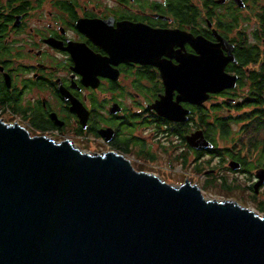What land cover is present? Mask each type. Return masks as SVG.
<instances>
[{
    "label": "flooded vegetation",
    "instance_id": "flooded-vegetation-1",
    "mask_svg": "<svg viewBox=\"0 0 264 264\" xmlns=\"http://www.w3.org/2000/svg\"><path fill=\"white\" fill-rule=\"evenodd\" d=\"M208 45L233 53L225 71L236 84L201 103L178 100L184 84L207 80V58L200 66L196 59ZM251 48L252 60L242 62L239 55ZM183 57L192 59L193 74L178 73ZM263 71L264 0H0V115L15 114L32 130L80 148L114 151L139 171L160 176L152 168L161 166L160 155L168 169L172 161L183 167L193 159L205 182L242 185L258 199L264 116L234 111L252 73ZM75 100L86 116L73 108ZM176 103L179 119L171 117ZM218 119L230 120L232 133L224 140L219 130L213 141L208 123ZM196 132L213 146L197 147L201 139L189 138ZM209 155L215 167H206Z\"/></svg>",
    "mask_w": 264,
    "mask_h": 264
},
{
    "label": "water",
    "instance_id": "water-1",
    "mask_svg": "<svg viewBox=\"0 0 264 264\" xmlns=\"http://www.w3.org/2000/svg\"><path fill=\"white\" fill-rule=\"evenodd\" d=\"M206 58L207 80L184 84L178 100L201 103L236 84L225 71L233 53L208 45L198 65ZM181 60L178 73L193 74L192 59ZM73 108L86 116L80 101ZM189 138L213 146L202 132ZM257 176L256 191L264 169ZM0 264H264V215L0 117Z\"/></svg>",
    "mask_w": 264,
    "mask_h": 264
},
{
    "label": "rangeland",
    "instance_id": "rangeland-1",
    "mask_svg": "<svg viewBox=\"0 0 264 264\" xmlns=\"http://www.w3.org/2000/svg\"><path fill=\"white\" fill-rule=\"evenodd\" d=\"M217 101V100H216ZM214 102V101H213ZM208 105H211L210 103ZM250 108L249 107H244L242 110H236L234 111V114L238 115V114H242L245 111H249ZM226 114V111L224 112H219V114ZM1 118H3V120H5L6 122H15L18 121L20 124H22L23 126H27L28 127V123L26 122V120H21L17 115L15 114H11L8 117H2L0 115ZM26 127V128H27ZM234 129L236 130L238 128L237 124H233ZM32 135H41V133H39L38 131L32 130ZM218 145L220 147H225V146H229V141L227 142H223L221 140L217 141ZM232 146V144H231ZM84 151H90V152H95L93 151L94 147H90V149H84L81 148ZM172 156L177 155V151L176 152H172L171 153ZM165 157V155H160L159 156V164L161 165L160 167H152L154 168V172H158L159 175L167 182L169 183H173V184H180L184 181V179L187 177L192 183H197L201 189L202 192L204 193V195L207 198H213V199H219V200H224V199H228V200H237L239 203H241L242 205L249 207L251 209L256 210L257 212H259L256 208H257V203L258 200H263L264 199V189H262L261 194L259 196L258 199H255L254 197H251L249 192L247 191V189L245 187H243L241 184V186H237V189L234 190L233 193L231 194H227L224 191H222L218 185H210V186H205L206 182H205V177L202 173H199L197 171L194 170V167L192 166L194 163V160L191 159V161L188 163L187 166H183L181 167L179 165V161L175 160L170 162L169 164H173L172 167L175 166L174 169H168L165 168L164 166H162L165 163V160H163ZM171 160V159H170ZM207 160H210L209 163H207L206 167L208 168H212L215 167L218 162L212 157V156H207ZM136 167V166H135ZM137 168V167H136ZM138 169V168H137ZM219 172H223L224 174H226L229 177V180H232L234 178H237L235 181L241 180V176L238 174H232L230 171L224 169H220ZM157 173V174H158ZM239 183H241V181H238ZM260 213V212H259ZM262 215H264V213H260Z\"/></svg>",
    "mask_w": 264,
    "mask_h": 264
},
{
    "label": "trees",
    "instance_id": "trees-1",
    "mask_svg": "<svg viewBox=\"0 0 264 264\" xmlns=\"http://www.w3.org/2000/svg\"><path fill=\"white\" fill-rule=\"evenodd\" d=\"M253 54L252 48L249 49L247 52H244L243 54L239 55L240 60L242 62H248L252 60L249 55ZM252 85L249 87V90L245 92V95L243 98L244 101L240 105L237 106L238 110H242L244 107H249V111H245L240 115H260L264 116V71L259 73V72H253L252 73ZM259 122V121H258ZM230 120L228 121L227 119H218L215 122H209L208 123V133L209 137L213 140L216 141V134L218 133L217 131L220 130L221 134L220 137L221 139H226L229 138L232 130L229 127L230 125ZM27 127V126H26ZM29 131L32 133V128L29 126L27 127ZM259 128L257 127V130ZM255 140L257 138L255 137ZM217 145V143H216ZM255 144V148H256ZM216 147V146H215ZM214 151L216 148L213 149ZM212 150V151H213ZM264 154V148L262 147V153L261 155ZM210 185H218V187L224 191L227 194H231L234 192L235 189H237L236 186H233L232 184L228 183L226 180L224 181H218L217 178L211 179L209 182H206L205 186H210ZM257 203V210L260 213H264V199L263 200H258Z\"/></svg>",
    "mask_w": 264,
    "mask_h": 264
}]
</instances>
